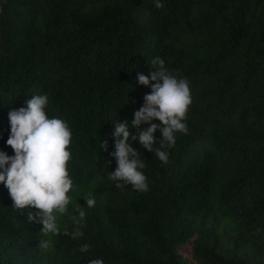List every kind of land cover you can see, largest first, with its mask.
<instances>
[{
  "label": "trees",
  "instance_id": "16d2710c",
  "mask_svg": "<svg viewBox=\"0 0 264 264\" xmlns=\"http://www.w3.org/2000/svg\"><path fill=\"white\" fill-rule=\"evenodd\" d=\"M161 2L0 0V150L14 155L9 112L47 95L72 133L69 212L86 213L79 226L57 214L60 234L45 235L0 183V264H190V243L198 264H264V0ZM156 57L189 81L188 133L164 149L168 164L131 141L149 189L117 188L115 125L151 92L137 76ZM99 175L88 208L79 193Z\"/></svg>",
  "mask_w": 264,
  "mask_h": 264
},
{
  "label": "clouds",
  "instance_id": "9594fccd",
  "mask_svg": "<svg viewBox=\"0 0 264 264\" xmlns=\"http://www.w3.org/2000/svg\"><path fill=\"white\" fill-rule=\"evenodd\" d=\"M154 6L158 9L164 7L161 0H155ZM150 64L154 69L150 76L141 73L137 80L150 87L151 92L145 95L144 103L134 113L131 124L116 123L115 151L111 155L117 167L107 176L117 188L131 185L139 192L149 189L147 176L142 171L146 165L131 141L138 140L143 149L154 152L161 162L168 164L169 154L164 149L175 146L176 133H188L186 120L192 104L190 84L186 78L169 71L160 57L152 59ZM47 105V95H34L26 107L9 112L10 135L6 143L14 155L0 150V183L8 189L14 209H32L27 212L29 222L41 223V232L45 235H59L57 214H67L69 220L79 226L86 213L79 207L69 212L73 180L67 166L72 156L69 150L72 133L65 120L48 116ZM156 120L161 123H155ZM130 129H136V135ZM158 130L162 139L159 147H154L158 143L155 137ZM107 147V141H101V148L107 151ZM83 197L88 208L96 205L94 197L88 194ZM63 234L74 239L82 236L79 227L73 232L65 228ZM39 247L48 249L50 241L41 240ZM89 248L88 244H82L79 251L86 253ZM90 264H104V260L91 259Z\"/></svg>",
  "mask_w": 264,
  "mask_h": 264
},
{
  "label": "rangeland",
  "instance_id": "374dc122",
  "mask_svg": "<svg viewBox=\"0 0 264 264\" xmlns=\"http://www.w3.org/2000/svg\"><path fill=\"white\" fill-rule=\"evenodd\" d=\"M104 175H99L95 178H93L92 180L88 181L87 184L84 186V189L85 191L82 192V193H79L80 195L79 196H83L85 194H88L90 195V193L92 191H94L103 181H102V178H103ZM191 245L192 243L186 245L183 247V249L181 250L184 255L189 258L190 260V264H198L193 258H192V255H191Z\"/></svg>",
  "mask_w": 264,
  "mask_h": 264
}]
</instances>
